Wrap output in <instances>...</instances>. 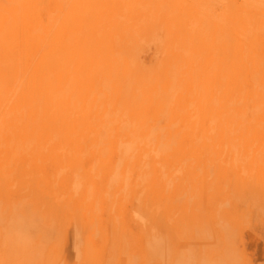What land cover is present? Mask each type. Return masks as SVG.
I'll return each instance as SVG.
<instances>
[{
	"label": "rangeland",
	"instance_id": "obj_1",
	"mask_svg": "<svg viewBox=\"0 0 264 264\" xmlns=\"http://www.w3.org/2000/svg\"><path fill=\"white\" fill-rule=\"evenodd\" d=\"M0 264H264V0H0Z\"/></svg>",
	"mask_w": 264,
	"mask_h": 264
}]
</instances>
